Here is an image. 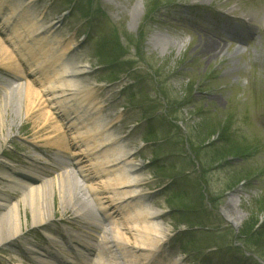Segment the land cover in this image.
Wrapping results in <instances>:
<instances>
[{
	"label": "rangeland",
	"instance_id": "1",
	"mask_svg": "<svg viewBox=\"0 0 264 264\" xmlns=\"http://www.w3.org/2000/svg\"><path fill=\"white\" fill-rule=\"evenodd\" d=\"M23 1L42 22L56 24L53 38L58 41L59 51L63 50L70 62L86 66L78 79L81 86L101 106L112 138H120L124 150L131 152L130 160L143 179L139 185L141 201L160 211V220L168 231L151 264H171L174 259L181 264H201L200 259L205 258L196 247L202 244L197 243L196 250L186 254L171 243L173 234H178L176 229L186 227L178 225L185 219L186 209L212 219V229L196 231L204 235L201 239L216 244L212 257L204 264L248 261L251 255L242 250L243 244L235 236L255 219L264 224V0ZM138 1L139 9L134 11ZM227 14L233 17L230 29H234L238 18L245 21L239 20L238 24L246 27L236 29L237 35L217 29L219 38L207 35L203 21L225 22ZM109 37L117 45L116 53L106 44ZM207 37L218 43L213 44ZM0 41L9 47L1 33ZM11 51L17 60L0 64V204H5L0 205V217L17 204L21 228L15 236L8 231L10 235L0 242V264H37L38 254L48 260V252H56L51 238L58 241L59 252L75 256L68 252L69 243H73H68L65 235L80 236L86 230L97 238L102 233L100 228L107 224L102 222L100 228L93 224L86 229L82 221L87 218L76 216L74 210H63L56 188L47 195L48 220L41 225L33 223L25 204L28 195L11 178L23 182L21 173L35 175L40 167L45 170L43 178L31 183L41 187L44 180L70 170L57 160L70 158L78 144L71 131L61 125L55 109L50 108L39 81L27 75L17 54ZM106 58H112L113 65L97 69ZM16 66L21 70L19 77ZM9 67L14 70L13 80L4 75H11ZM18 83L23 90L21 97L13 95L11 105H3L12 93L10 89ZM25 84L35 91L27 103L28 116ZM165 105L170 117H165V111L157 118L165 117L170 122L161 120L156 121L160 125H153L157 129L161 126L164 153H152L153 144L144 143L145 112L150 108L162 112ZM44 126L47 132L39 130ZM45 137H51V142L46 143ZM158 158H165L160 162L162 168L155 165ZM225 158L228 163H221ZM74 178L82 185L80 175L74 174ZM174 179L181 185L180 195L168 188ZM233 196L237 197L236 210L243 214L237 228L227 217ZM91 208L96 213L97 207ZM87 241L96 246V240ZM228 246L231 249L226 252ZM254 258L255 264H264ZM118 261L124 264L122 259Z\"/></svg>",
	"mask_w": 264,
	"mask_h": 264
},
{
	"label": "bare ground",
	"instance_id": "2",
	"mask_svg": "<svg viewBox=\"0 0 264 264\" xmlns=\"http://www.w3.org/2000/svg\"><path fill=\"white\" fill-rule=\"evenodd\" d=\"M139 6L140 1L136 3L134 11ZM0 14H4L0 27L9 46L19 52L28 69L37 76L35 80L40 82L42 94L50 108L55 109L62 125L72 131L73 140L79 143V148L72 153L74 160L70 171L65 170L57 178L44 180L41 187H34L29 180L21 182L20 179H11L28 195L25 204L31 212L33 223L41 225L48 220L47 195L54 188L65 212L74 210L76 216L83 218L90 214L89 219L84 221L85 225L93 224L91 211L88 210L91 200L107 222V227L101 228L102 233L95 239V247L75 240V247H71L75 256L59 254L55 261L50 262L37 255V264H88L89 261L91 264H117L119 259L124 264H151L153 255L160 252L165 242L168 228L160 220V211L141 201L143 192L139 185L143 179L137 174L136 164L128 159L130 153L124 151L122 144H116L118 141L113 140L111 132H108L110 123L103 121L95 100L89 97L88 89L81 86L78 77L86 66L64 59L63 50L59 51L56 47L58 41L51 37L53 26L42 23L28 3L0 0ZM13 60L11 51L0 41V64H11ZM24 89L25 114L28 116L30 108L27 103H30L35 91L26 84ZM10 90L12 93L3 102L5 106L11 105L13 95L21 97L23 91L19 84ZM2 126L0 113V129ZM39 130L47 132L46 126ZM44 141L50 143L51 137H45ZM42 174L43 170L38 168L34 177L40 180ZM74 174L82 177V185L75 180ZM87 193L88 198L85 197ZM230 203L227 217L234 226H238L243 214L236 210L237 197L233 196ZM20 228L21 217L16 204L0 217V242L6 238L8 231L15 236ZM83 232V237L89 235L87 231ZM48 253L55 254L54 251ZM171 264H181V261L174 259Z\"/></svg>",
	"mask_w": 264,
	"mask_h": 264
},
{
	"label": "trees",
	"instance_id": "3",
	"mask_svg": "<svg viewBox=\"0 0 264 264\" xmlns=\"http://www.w3.org/2000/svg\"><path fill=\"white\" fill-rule=\"evenodd\" d=\"M114 44V42H111L109 47H115ZM238 237L243 244H248L249 248L264 259V224H258L255 219L251 224L244 226L243 230L238 233Z\"/></svg>",
	"mask_w": 264,
	"mask_h": 264
}]
</instances>
